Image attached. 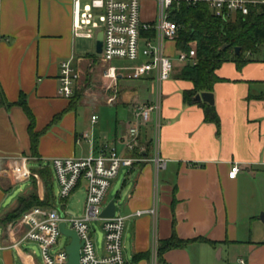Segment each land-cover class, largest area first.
I'll return each instance as SVG.
<instances>
[{"label": "crops", "instance_id": "0c3cea01", "mask_svg": "<svg viewBox=\"0 0 264 264\" xmlns=\"http://www.w3.org/2000/svg\"><path fill=\"white\" fill-rule=\"evenodd\" d=\"M140 1L142 20L156 23L160 1ZM73 22L71 0L0 1V264H44L40 247L17 244L25 227L6 221L19 198L34 187L15 198L17 186L36 182L41 199L45 196L41 170L50 168L56 180L52 158H84L111 146L126 154L135 109L148 101L161 102L158 146L150 122L142 128L141 146L133 154L143 160L125 168L123 191L116 198H126L121 212L117 204V212L128 217L123 239L127 264H241L240 259L245 264H264V238L257 235L264 232V53L249 56L242 68L227 61L217 69L219 81L212 93L220 130L206 120L202 105L185 102L184 93L194 84L180 77L185 65L178 61L173 77L161 85L154 76L133 80L147 87L148 94L122 99L124 106L117 112L121 117L104 128L101 116L82 118L78 108L69 109L71 99L59 94L64 61L74 59L81 74L91 62L106 66L97 43L95 53L84 54L79 39L85 38L74 35ZM177 51V43H167L175 60ZM128 89L121 87V98ZM23 95L35 115L36 130L42 132L37 156L31 151L30 119L17 104ZM114 102L107 94L100 103ZM93 116H98L97 122ZM157 155L166 163L160 170L154 161ZM25 156L33 158L29 162L33 177L18 180L12 168L16 159ZM234 163L242 170L231 178ZM82 187L86 189L85 182L77 191ZM55 200L56 196L48 207L56 206ZM154 207L156 215L132 216ZM174 230L181 239L201 240L169 249L160 258V243L170 239ZM97 245L102 253V245Z\"/></svg>", "mask_w": 264, "mask_h": 264}, {"label": "built area", "instance_id": "2783aa9c", "mask_svg": "<svg viewBox=\"0 0 264 264\" xmlns=\"http://www.w3.org/2000/svg\"><path fill=\"white\" fill-rule=\"evenodd\" d=\"M1 1V0H0ZM74 6L73 33L78 38H97L104 35L103 52L100 55L106 64L104 78L116 87L121 79L141 80L154 76L159 85L173 77L176 62L184 65L198 64L195 47L189 51L178 50L176 60L167 52V43L176 44L179 25L170 19L169 9L174 3L182 0H159L161 11L156 23L144 22L141 18L140 0H71ZM189 4H197L200 0H185ZM217 17L234 19L238 15H248L253 8L264 5V0H203ZM154 32L153 35L150 33ZM115 60L135 63L131 66L117 67ZM81 78L74 59L61 64L60 89L62 97L71 99ZM109 87V88H111ZM1 98V86H0ZM114 100V98H111ZM98 116H93L97 122ZM150 122L154 123L155 134L159 141L161 129V102H144L135 109L134 125L130 128L126 141V154L116 146L104 149L98 155L84 158L56 157L51 166L59 184L60 207L36 206L26 211L20 223L25 227L17 244L36 243L41 249L44 264H68L67 247L56 250L60 238L65 234L61 230L64 223L68 229L76 231L83 242L81 264H127L124 254V233L126 216L116 212L113 218H104V210L108 206L106 197L114 179L118 178L122 169L132 168L143 158L133 154L140 148L142 128ZM85 138L89 134L84 135ZM158 146V142L156 144ZM30 156L15 160L12 174L18 180L33 177L29 167ZM158 169L166 166L165 161L157 155L154 159ZM242 170L239 163H234L230 177L236 178ZM1 174V170H0ZM86 183V204L84 214L71 216L66 210L72 195ZM157 209L140 210L132 216L144 214L156 215ZM98 223L103 231L102 253L95 235L97 230L93 224ZM66 236V235H65ZM245 264L244 259H240Z\"/></svg>", "mask_w": 264, "mask_h": 264}, {"label": "trees", "instance_id": "16d2710c", "mask_svg": "<svg viewBox=\"0 0 264 264\" xmlns=\"http://www.w3.org/2000/svg\"><path fill=\"white\" fill-rule=\"evenodd\" d=\"M169 17L175 21L180 29L177 37L178 50L189 51L194 44L197 50L198 64H186L180 73V77L194 84L192 90L184 93L187 104H199L205 109V118L208 122L215 123L221 129V119L213 105L205 102H195L198 94L213 92L214 85L219 81L216 74L223 63L234 61L242 68L250 59L249 56L258 54L264 50V5L253 8L248 15H238L234 19L217 17L212 13L206 1L200 0L197 4H189L182 0L180 4L174 3L169 9ZM154 32L150 33L153 35ZM240 48L238 52L237 49ZM80 101L71 98L69 109L78 107ZM17 104L21 105L27 113L30 124L31 151L33 156L38 155L39 143L42 132L36 130V118L27 104L26 96ZM47 179L48 192L46 200L42 201L36 192V182L31 193L19 198L17 207L6 218L13 222L26 210L37 204L38 206H51L54 204V178L50 168L41 170ZM47 175L51 178H49ZM201 240L181 239L176 231L168 240L162 241L159 246V256L163 258L169 249L185 248L191 243ZM216 244V242H211ZM140 257V255H139Z\"/></svg>", "mask_w": 264, "mask_h": 264}, {"label": "rangeland", "instance_id": "374dc122", "mask_svg": "<svg viewBox=\"0 0 264 264\" xmlns=\"http://www.w3.org/2000/svg\"><path fill=\"white\" fill-rule=\"evenodd\" d=\"M79 43L84 47V54H93L96 52V43H97V38H92V39H79ZM192 47L195 45L192 44ZM264 53V50L259 52L258 54H254L251 57H258L261 56ZM135 63L130 62V61H124V60H115L112 62V65L117 66V67H122V66H131L134 65ZM88 65V64H87ZM91 65V67H90ZM89 67H87L86 71L81 74V78L76 86L75 89V94L72 97L73 99H78L79 104H78V111L82 118L84 119H90L93 113L98 114L101 116L100 119V124H104V128H107V122L112 123V125L115 124L116 117L120 116L121 114H117V112L121 111V106H124L121 100L123 101H129V100H137L138 98L143 97L144 95L148 94L147 87L141 86L139 81H133V80H125L121 79L120 80V87L119 84L115 89H113L111 85V81L107 80L104 78V73L106 71V66H101L100 64L96 62H91ZM98 65L99 68L97 67ZM112 86V87H111ZM111 87V88H109ZM121 87H129V89L123 94L122 97V90ZM132 89H137L138 93H134ZM134 93V94H133ZM60 94V93H59ZM107 94L110 96V98L116 99V102L114 104H104L100 102H105L107 100ZM61 95V94H60ZM99 101V103H97ZM61 103L62 101H58ZM158 142V137L157 134H155V144ZM36 163V162H34ZM49 164V161H46L45 166ZM126 169H122L121 174L118 178L114 179L112 182V186L109 190V193L106 197V202H111L112 200L116 199L118 195H120L123 191L122 187V182L126 173ZM40 177L43 179V182L45 184V196L44 198H41L42 201L46 200L47 198V192H48V183L47 179L44 178V175L42 174V171L40 172ZM48 180L49 176L47 175ZM51 179V178H50ZM34 186L33 182H29L27 184H24L23 186L18 185L17 188L15 189V198L22 192V191H27L31 189ZM36 192L38 193V185L36 183ZM22 189V190H20ZM35 189L29 191L27 194L31 193ZM54 191H55V205L56 207L61 206V200H60V187L58 182L54 179ZM39 194V193H38ZM86 189L85 187H82L79 191H77L75 194L72 195V197L68 201V205L66 210L68 211L69 215L71 216H81L84 214V209H85V204H86ZM125 201L126 198H120L118 200V212H121L122 209L125 206ZM38 206L37 204L29 207L26 211ZM25 213V212H24ZM23 213V214H24ZM22 214V215H23ZM22 217V216H21ZM21 221L20 216L15 219L13 222L14 224H19ZM93 227L97 230V233L95 235V240L96 243L99 245L103 244L104 240V235L103 231L98 223L93 224ZM264 227V226H263ZM264 230V229H263ZM258 236L264 238V232H261L257 234ZM69 243H71V238L68 236H62L60 238V243L56 247V250L65 248ZM31 248H34L36 250H39V245L36 243H31L30 244ZM41 251V249H40Z\"/></svg>", "mask_w": 264, "mask_h": 264}, {"label": "water", "instance_id": "95a60500", "mask_svg": "<svg viewBox=\"0 0 264 264\" xmlns=\"http://www.w3.org/2000/svg\"><path fill=\"white\" fill-rule=\"evenodd\" d=\"M103 43H104V35L103 33H100L97 39L98 54H102L103 52ZM237 51L239 52L240 48H238ZM202 101H205L213 105L215 103L214 94L212 92H203L198 94L195 98V102L198 103ZM117 204H118L117 199L112 200L104 210L102 216L104 218H113L117 212ZM262 220L264 221V215L262 216ZM61 230L66 236L71 238V243L67 247V252L69 254L68 264H81V249L83 246V242L81 241V238L79 237L76 231L72 229H68L64 223L61 225Z\"/></svg>", "mask_w": 264, "mask_h": 264}]
</instances>
